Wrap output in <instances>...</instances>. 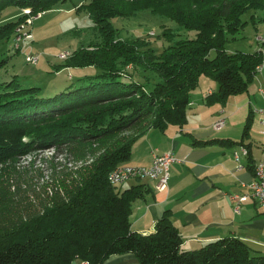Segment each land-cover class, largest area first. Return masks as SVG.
Wrapping results in <instances>:
<instances>
[{
    "label": "trees",
    "instance_id": "16d2710c",
    "mask_svg": "<svg viewBox=\"0 0 264 264\" xmlns=\"http://www.w3.org/2000/svg\"><path fill=\"white\" fill-rule=\"evenodd\" d=\"M66 1L0 0V41L18 53L13 48L16 27L29 15ZM72 8L88 11L99 39L78 46L55 70L97 68L82 78L86 84L43 97L39 87L22 86L17 74L0 78V264H101L112 254L127 252L139 264H264V253L234 236L183 250L168 211L152 232L132 230V203L148 188L138 183L119 189L107 180L111 169L132 156L134 142L144 133L124 135L129 129L146 118L151 119L147 128L160 130L186 122L190 92L201 76L218 83L205 97L208 103H224L248 90L263 62L264 43L251 52H229L225 45L249 21L264 23V0H79ZM144 10L175 22L177 29L195 31L194 37L163 27L160 35L168 43L160 51L145 36L121 38L110 20ZM246 13L249 19L243 18ZM1 54L0 69L9 59ZM127 65L153 72L157 80L151 89L124 78ZM210 142L232 141L197 143ZM50 148L57 155L38 162L47 178L45 201L16 200L11 190L20 187L4 172L23 174L34 163L21 158Z\"/></svg>",
    "mask_w": 264,
    "mask_h": 264
},
{
    "label": "crops",
    "instance_id": "0c3cea01",
    "mask_svg": "<svg viewBox=\"0 0 264 264\" xmlns=\"http://www.w3.org/2000/svg\"><path fill=\"white\" fill-rule=\"evenodd\" d=\"M201 79L202 76L199 82L204 85L198 83L190 94L184 124H169L162 130L148 127L133 144L132 155L140 164L151 162L153 149L158 153L171 151L175 160L170 164V176L164 189H158L156 181L149 178L118 185L119 189H124L143 183L148 188L143 197L132 203L130 227L148 234L154 230L156 220L168 211L171 222L180 232L183 250L234 236L253 250L264 253V212L260 202L250 195L249 186L254 178L255 162L264 159V126L254 111L264 104L258 93V87L264 86V78L257 79L251 93L248 87L247 91L230 95L224 103L206 102L205 97L216 91L218 85L206 76L204 81ZM219 119L225 120L224 125L215 129L213 123ZM213 138H229L232 142L197 143ZM241 146L246 147L248 153L236 160L233 152ZM240 195L247 197L237 201ZM72 264L81 262L76 260ZM101 264L139 262L134 253L127 252L112 254Z\"/></svg>",
    "mask_w": 264,
    "mask_h": 264
},
{
    "label": "rangeland",
    "instance_id": "374dc122",
    "mask_svg": "<svg viewBox=\"0 0 264 264\" xmlns=\"http://www.w3.org/2000/svg\"><path fill=\"white\" fill-rule=\"evenodd\" d=\"M78 2L79 0H67L58 8L42 12L36 16L29 15L27 25L30 24L32 26V30L29 31L31 34L21 37V47L18 53L7 50L9 42L0 41L2 57H9L5 66L0 69V78L7 79L9 75L17 74L22 86L39 87V94L43 97H51L61 91L67 90L69 87L73 88L86 84L88 81L82 80V78L97 73L99 71L97 68L83 67L72 70H70L71 68H63L59 71L55 70V65L62 63L78 46L99 39L98 28L89 16L88 11L84 8H72L74 3ZM7 13L5 12L4 16ZM243 18L249 19V13H246ZM110 21L118 30V35L121 38L145 36L151 46L157 49V51H160L168 43L160 35L163 27L178 31L181 37H194L195 35V31L177 29L175 22L151 14L147 10L139 11L135 16L115 17ZM151 31H154L153 35L150 34ZM236 37V39L226 43L225 48L227 51H254L264 43V23L256 22L253 25L249 21L244 29L236 34ZM213 54L212 52L211 56ZM27 57H35V62L27 60ZM262 69L261 72L257 73L254 82L249 86L250 93L254 90L255 84L258 82L257 79L264 78L262 77V75L264 76V62ZM124 74V78L138 81L146 89H151L157 80L156 75L150 70L144 71L141 68H133L131 65H127L124 68ZM203 78L204 76H202V81H204ZM206 79L218 85L216 80L209 77H206ZM201 83L199 82L200 85H198L203 86L204 82ZM244 95H247V93ZM150 120V118L142 120L139 124L125 132L124 135L135 136L136 134H140L142 131H145ZM53 153L57 155V151L50 148L41 152H33L21 158L20 160L23 163L26 161L34 163L33 168L26 170V172L24 170L23 174L4 172L7 173L6 177H11L12 175L14 177L13 183L20 187L19 190H16L17 187H12L11 190L15 193L16 200L45 201L46 185L43 183L47 178L38 170L41 167L38 162L43 156H51ZM61 156H59V160H61ZM124 164H140V161L136 159V156L132 155ZM3 184L7 185L4 179Z\"/></svg>",
    "mask_w": 264,
    "mask_h": 264
},
{
    "label": "built area",
    "instance_id": "2783aa9c",
    "mask_svg": "<svg viewBox=\"0 0 264 264\" xmlns=\"http://www.w3.org/2000/svg\"><path fill=\"white\" fill-rule=\"evenodd\" d=\"M25 13L29 12V9H23ZM29 18L26 19L25 24H20L16 27V34L13 38V48L20 50V39L21 37L31 34L30 28L27 26ZM151 35L154 31L150 32ZM27 60L35 62V57H27ZM264 61V58H263ZM262 69V64L257 66V73ZM258 93L260 94L264 103V86L258 87ZM255 112L259 114V123L264 126V104L256 107ZM225 120L219 119L213 123L215 129H219L224 125ZM152 159L149 164H120L111 169L107 175V180L111 185H121L132 179L149 178L156 181V187L158 189H164L167 187L169 176H170V164L175 157L171 151L158 153L156 149L152 150ZM234 157L236 160L241 155H247L248 150L246 147L241 146L238 150H235ZM254 178L250 183V195L260 202L264 212V159H261L254 164ZM247 195H240L237 197V201L246 199ZM237 208V207H236ZM81 264H90L88 261H81Z\"/></svg>",
    "mask_w": 264,
    "mask_h": 264
}]
</instances>
